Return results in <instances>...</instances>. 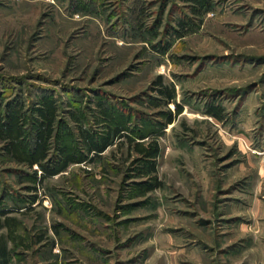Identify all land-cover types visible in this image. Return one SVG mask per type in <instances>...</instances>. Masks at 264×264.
I'll return each mask as SVG.
<instances>
[{
  "label": "rangeland",
  "instance_id": "obj_1",
  "mask_svg": "<svg viewBox=\"0 0 264 264\" xmlns=\"http://www.w3.org/2000/svg\"><path fill=\"white\" fill-rule=\"evenodd\" d=\"M44 96L80 163L41 182L0 142V264H264V0H0L28 146Z\"/></svg>",
  "mask_w": 264,
  "mask_h": 264
},
{
  "label": "trees",
  "instance_id": "obj_2",
  "mask_svg": "<svg viewBox=\"0 0 264 264\" xmlns=\"http://www.w3.org/2000/svg\"><path fill=\"white\" fill-rule=\"evenodd\" d=\"M185 1L187 3H200V0ZM179 25L185 30V23L180 22ZM181 37H184V35L182 34ZM168 97L170 102L175 101L174 93L169 92ZM41 107V125L35 135L33 144L28 146L24 143L26 119L22 105L9 104L3 107L0 103V142L5 145L7 154L15 163L27 166L30 169L36 168V174L38 175L39 173L40 181L42 182L46 178H52L66 172L71 165L80 162L69 156L61 157L54 161L49 159V146L55 133L57 106L53 99L44 96L41 98ZM181 113V109L178 107V114ZM211 113L214 117L220 118L216 112ZM107 147L108 142L102 145H92L93 151L98 156L105 152ZM138 147L142 155H148V157L156 158L160 152L157 143L152 146V152L141 145H138ZM149 171L152 174L156 173L155 166L151 167Z\"/></svg>",
  "mask_w": 264,
  "mask_h": 264
}]
</instances>
